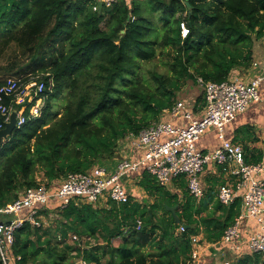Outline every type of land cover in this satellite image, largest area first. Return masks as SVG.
I'll list each match as a JSON object with an SVG mask.
<instances>
[{"label": "trees", "instance_id": "16d2710c", "mask_svg": "<svg viewBox=\"0 0 264 264\" xmlns=\"http://www.w3.org/2000/svg\"><path fill=\"white\" fill-rule=\"evenodd\" d=\"M182 24L190 30L186 38ZM0 28L8 30L0 61L12 46L29 59L8 71L34 73L46 84L32 103L44 100L41 116L29 119V105L26 124L0 147L4 207L41 182L58 189L70 174L118 159L127 136L170 116L189 82L221 84L253 69L255 42L264 37V0H117L110 8L98 0H0ZM61 95L52 114V100ZM198 100L206 108V97ZM244 157L248 164L263 160L245 147ZM131 176L154 202L141 204L129 190L121 205L62 208L53 200L39 209L42 218L55 214L52 225L39 218L41 226L26 222L18 229L9 264H187L192 236L219 242L242 211L241 200L220 204L216 184L196 200L185 176L170 187L145 169ZM182 224L186 231L178 234ZM117 239L122 243L115 246ZM232 264H264V253L246 252Z\"/></svg>", "mask_w": 264, "mask_h": 264}, {"label": "built area", "instance_id": "2783aa9c", "mask_svg": "<svg viewBox=\"0 0 264 264\" xmlns=\"http://www.w3.org/2000/svg\"><path fill=\"white\" fill-rule=\"evenodd\" d=\"M101 5L110 8L117 0H98ZM98 6L94 10H98ZM182 36L189 35L186 24L181 25ZM264 44V37L260 39ZM253 69L257 74L250 81L233 78L221 84L204 83L206 97L205 115L195 119L184 101H179L170 112L174 118L184 115L190 121L188 127H176L169 122H159L142 131L138 136L130 134L126 137L117 166L110 169L98 166L87 173H73L64 179L58 189L40 183L38 187L24 191L21 197L4 207H0V254L4 264H9L14 258L9 257L15 243V233L26 222L41 226L39 209L55 200L60 206L66 207L71 202L76 204H93L101 206L109 200L121 205L129 201V191L125 181L130 175L145 169L153 176L160 186L170 187L174 179L185 176L188 182V192L196 200L205 196V187L201 174L213 163L222 167L230 182L223 183L217 193V200L225 207L232 206L237 200L242 201V212L235 219L219 242L214 259L207 261L202 234L191 237V257L187 264H232L234 258L227 254L240 257L246 252L264 253V164H248L244 157L243 146L229 140L226 127L237 117L245 113L248 107L260 100L259 88L264 82V55L254 60ZM33 74L26 77H9L0 85V130L10 121V116L16 106H21L18 112L17 128H22L26 122V101L34 103L35 99L46 90L45 82H37ZM18 104V105H17ZM44 100L38 99L31 109L29 119L41 116ZM210 129L218 132L220 147L211 153L198 150L197 142ZM140 151L138 160H131L133 152ZM247 219L255 220L258 231L241 242L240 230ZM138 220L137 229L142 227ZM186 231L182 224L178 234ZM72 241L78 240L76 235L70 236ZM88 239L85 238V241ZM204 243V242H203ZM20 260V257H17ZM79 264H93L80 260Z\"/></svg>", "mask_w": 264, "mask_h": 264}, {"label": "crops", "instance_id": "0c3cea01", "mask_svg": "<svg viewBox=\"0 0 264 264\" xmlns=\"http://www.w3.org/2000/svg\"><path fill=\"white\" fill-rule=\"evenodd\" d=\"M263 55L264 44L261 42V40H258L255 42L254 46V60L261 58ZM256 74L257 71L251 69L234 77L241 78L244 81H250ZM259 93L260 100L258 102L252 103L245 113L239 115L235 121L227 125L225 132L229 140L243 146V148L245 147L260 151L263 155V160L260 163L264 164V82L259 88ZM199 98L201 97L193 99L191 102L187 99L186 101L182 99L185 102L187 108L192 112L195 119H201L205 115V108L202 107V101H199ZM197 105L198 107L196 109ZM164 122L172 123L176 127H188L190 125V121L186 120L183 114H181L177 118H174L170 115L165 119ZM245 126L251 127H249L250 133L245 134L246 137L250 139V136L253 134L254 139L248 140L246 143H243L241 139L245 137V135L242 133ZM220 145L221 141L219 140L218 132L215 129H210L209 131H207L206 134H204L197 142L198 150L205 153H211L212 151L220 147ZM140 155L141 152L135 150V152H133L131 156L127 157L131 160H138ZM123 158H125V154L120 153L118 159L114 160L113 162H108L105 166L113 169ZM228 178L229 177H227V174L223 172L222 167L216 163L208 165L205 168L204 172L201 174V181L204 187L209 188L216 184L214 188L217 193L219 187L223 183L230 182ZM139 182L140 178L138 179L135 176H131L125 181V184L131 194L136 197L135 200L141 204H144L149 201V197H146L148 194L144 191L143 188L140 187ZM142 194H144V196L146 194L147 195L144 197ZM257 231L258 224L255 220L247 219L246 221H244L240 230L241 242L246 245V240L249 239V237ZM119 240L121 241V239ZM216 247L217 246L213 245V243L210 242V245L206 246V248L204 249V254H206L208 257L206 259L207 261L214 259L213 254H215Z\"/></svg>", "mask_w": 264, "mask_h": 264}, {"label": "rangeland", "instance_id": "374dc122", "mask_svg": "<svg viewBox=\"0 0 264 264\" xmlns=\"http://www.w3.org/2000/svg\"><path fill=\"white\" fill-rule=\"evenodd\" d=\"M7 33H8V30H5L4 28H0V39L4 38ZM28 61H29V59H28V56L26 54H24L17 47L12 46V48L6 52V54L4 55V57L2 58V60L0 61V81H5L9 77H20L18 74L14 73V72H9L8 69H10L12 66L14 67V69H15V67H21L23 64L27 63ZM32 74H34V73H32ZM36 75H40V74H36ZM204 93L205 92H204V88L203 87H201L200 85L193 84L192 82H189V84L177 95V99L179 98L178 99L179 101H183V100L186 101V99H187V100H189L191 102L193 99H197L198 97L204 98V96H205ZM25 104H26L27 108H29V105H31V108L30 109H32V103H28L26 101ZM52 104L54 105L53 106V112H52V114H53L54 111H55L54 109L59 108L58 106H60L61 104H63V97H62V95L59 96L56 99H53L52 100ZM26 110H28V109H26ZM38 174L41 176L40 173H38ZM142 195L144 196V194H142ZM146 197H149V196L147 195ZM149 202H154V199L151 198V197H149ZM105 205H106V203L103 204V205H101V207H104ZM161 213L162 212H159L158 213L159 216H161ZM54 216H55V214H50L47 217L44 216V218H42L43 224L45 226L52 225V221L54 219ZM93 242H94V240H93ZM121 243H122V240L120 241L119 239L117 241L116 240L114 241V245L115 246H118ZM202 244L203 245L208 244V241H205ZM227 255L230 258H235L234 255H231V254H227ZM105 260H104V263H105ZM78 264H79V261H78Z\"/></svg>", "mask_w": 264, "mask_h": 264}, {"label": "water", "instance_id": "95a60500", "mask_svg": "<svg viewBox=\"0 0 264 264\" xmlns=\"http://www.w3.org/2000/svg\"><path fill=\"white\" fill-rule=\"evenodd\" d=\"M17 123L18 113L14 110L10 116V121L6 123L4 129L0 130V147H2L13 135L14 131L17 129ZM173 211H175V208Z\"/></svg>", "mask_w": 264, "mask_h": 264}, {"label": "clouds", "instance_id": "9594fccd", "mask_svg": "<svg viewBox=\"0 0 264 264\" xmlns=\"http://www.w3.org/2000/svg\"><path fill=\"white\" fill-rule=\"evenodd\" d=\"M16 111V110H15ZM18 113V112H17ZM203 235V234H202Z\"/></svg>", "mask_w": 264, "mask_h": 264}]
</instances>
